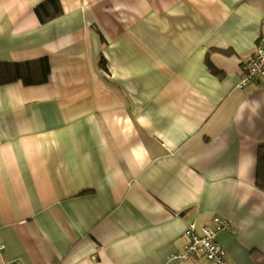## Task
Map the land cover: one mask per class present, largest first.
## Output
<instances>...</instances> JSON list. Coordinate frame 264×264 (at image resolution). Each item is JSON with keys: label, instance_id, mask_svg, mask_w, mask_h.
I'll use <instances>...</instances> for the list:
<instances>
[{"label": "crops", "instance_id": "1", "mask_svg": "<svg viewBox=\"0 0 264 264\" xmlns=\"http://www.w3.org/2000/svg\"><path fill=\"white\" fill-rule=\"evenodd\" d=\"M44 1L0 0V64H50L0 84V264H212L177 254L216 215L259 264L264 76L238 84L264 0Z\"/></svg>", "mask_w": 264, "mask_h": 264}, {"label": "built area", "instance_id": "2", "mask_svg": "<svg viewBox=\"0 0 264 264\" xmlns=\"http://www.w3.org/2000/svg\"><path fill=\"white\" fill-rule=\"evenodd\" d=\"M264 76V36L257 43L254 54L247 63L245 73L241 75L238 84L244 88L250 81ZM215 226L199 225L196 221L187 224L185 235L188 239L183 251L177 254L178 259H186L204 254L212 264H228L226 251L219 243L217 236L221 231L229 230L232 222L229 218L216 215L213 218ZM3 264H25L22 260H6Z\"/></svg>", "mask_w": 264, "mask_h": 264}, {"label": "trees", "instance_id": "3", "mask_svg": "<svg viewBox=\"0 0 264 264\" xmlns=\"http://www.w3.org/2000/svg\"><path fill=\"white\" fill-rule=\"evenodd\" d=\"M57 0H46L37 6L36 12L42 23L49 21L59 10L48 9V4H56ZM50 64L47 57L33 61L13 62L0 64V84L22 79L25 84H41L48 80ZM256 185L264 191V144L259 148L258 164L256 172ZM259 264H264V257L259 258Z\"/></svg>", "mask_w": 264, "mask_h": 264}]
</instances>
